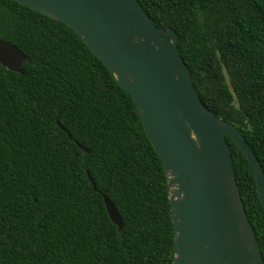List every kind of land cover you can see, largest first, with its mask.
Listing matches in <instances>:
<instances>
[{"label": "trees", "instance_id": "1", "mask_svg": "<svg viewBox=\"0 0 264 264\" xmlns=\"http://www.w3.org/2000/svg\"><path fill=\"white\" fill-rule=\"evenodd\" d=\"M137 1L177 35L200 101L264 173V0ZM0 39L25 56L21 74L0 65V264H172L165 172L129 94L72 30L11 0ZM226 141L264 259L254 175Z\"/></svg>", "mask_w": 264, "mask_h": 264}, {"label": "water", "instance_id": "2", "mask_svg": "<svg viewBox=\"0 0 264 264\" xmlns=\"http://www.w3.org/2000/svg\"><path fill=\"white\" fill-rule=\"evenodd\" d=\"M11 1L72 30L131 97L165 172L172 264H264L241 204L226 138L249 163L264 210L261 165L241 133L200 101L177 35L157 27L137 0ZM24 61L16 46L0 39L2 67L21 74ZM102 199L120 231L116 209Z\"/></svg>", "mask_w": 264, "mask_h": 264}]
</instances>
